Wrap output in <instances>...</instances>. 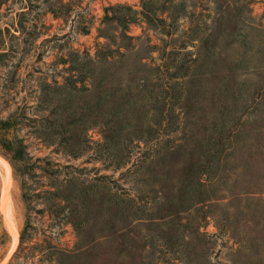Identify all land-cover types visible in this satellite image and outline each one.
Masks as SVG:
<instances>
[{
    "label": "rangeland",
    "instance_id": "rangeland-1",
    "mask_svg": "<svg viewBox=\"0 0 264 264\" xmlns=\"http://www.w3.org/2000/svg\"><path fill=\"white\" fill-rule=\"evenodd\" d=\"M0 156L7 264H264V0H0Z\"/></svg>",
    "mask_w": 264,
    "mask_h": 264
},
{
    "label": "bare ground",
    "instance_id": "bare-ground-1",
    "mask_svg": "<svg viewBox=\"0 0 264 264\" xmlns=\"http://www.w3.org/2000/svg\"><path fill=\"white\" fill-rule=\"evenodd\" d=\"M0 170H2L5 173V180H4V186H3L2 198H1V209L3 214L5 215L6 223L8 225V230L14 239L13 247L10 253L8 254L6 260L3 262V264H7V261H9V258L11 257L12 253L17 248L18 240H19V232L13 218L12 206H11V200H12L10 196L11 166L1 156H0Z\"/></svg>",
    "mask_w": 264,
    "mask_h": 264
},
{
    "label": "trees",
    "instance_id": "trees-1",
    "mask_svg": "<svg viewBox=\"0 0 264 264\" xmlns=\"http://www.w3.org/2000/svg\"><path fill=\"white\" fill-rule=\"evenodd\" d=\"M3 150L5 151H11V147L13 146V142L10 139H4L3 141ZM1 155L6 156L4 153L1 152ZM21 245L23 244V237L21 238Z\"/></svg>",
    "mask_w": 264,
    "mask_h": 264
}]
</instances>
